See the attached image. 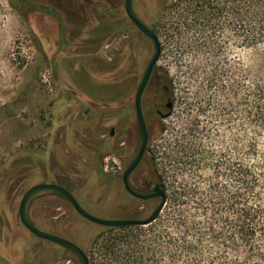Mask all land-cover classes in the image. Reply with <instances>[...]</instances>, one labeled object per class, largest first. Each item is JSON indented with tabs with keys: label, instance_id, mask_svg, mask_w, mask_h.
Wrapping results in <instances>:
<instances>
[{
	"label": "rangeland",
	"instance_id": "374dc122",
	"mask_svg": "<svg viewBox=\"0 0 264 264\" xmlns=\"http://www.w3.org/2000/svg\"><path fill=\"white\" fill-rule=\"evenodd\" d=\"M178 1H132L136 15L158 31L162 49L143 95L149 131L168 123L148 112H166L156 78L164 68L178 75L165 30L201 0ZM123 6L124 0H0V264H80L19 222L21 197L37 182L67 186L98 218L135 217L154 206L133 205L122 189V173L139 146L135 91L153 54ZM212 39L226 42L223 55L231 66L237 56L248 58L230 37ZM145 174L138 167L132 185L144 188ZM29 215L40 230L83 244L99 263V242L90 244L103 228L82 222L63 200L42 196Z\"/></svg>",
	"mask_w": 264,
	"mask_h": 264
},
{
	"label": "trees",
	"instance_id": "16d2710c",
	"mask_svg": "<svg viewBox=\"0 0 264 264\" xmlns=\"http://www.w3.org/2000/svg\"><path fill=\"white\" fill-rule=\"evenodd\" d=\"M165 34L178 75L164 68L155 85L172 109L157 117L166 125L148 130L138 167L166 204L147 226L103 228L90 249L99 242L98 264H264V0H201ZM229 37L248 55L232 66ZM124 193L140 208L157 203Z\"/></svg>",
	"mask_w": 264,
	"mask_h": 264
},
{
	"label": "water",
	"instance_id": "95a60500",
	"mask_svg": "<svg viewBox=\"0 0 264 264\" xmlns=\"http://www.w3.org/2000/svg\"><path fill=\"white\" fill-rule=\"evenodd\" d=\"M124 10L129 21L134 25L137 31L148 38L153 45V54L147 63V66L142 74V77L138 83V86L135 91L134 96V113L135 119L138 127L139 133V146L137 152L130 163L127 165L125 170L122 173V185L125 192L140 202H145L148 200L156 199L157 203L151 212L143 218L139 219H130V218H121V219H104L95 217L88 212H86L75 199V197L65 188L56 184L49 183H40L29 188L23 195L18 207V217L20 223L23 227L30 232L34 237L48 241L55 245H58L62 248H65L72 253H74L80 260L81 264H89V258L87 254L75 244L50 233L44 232L37 229L29 217V207L34 199L42 196H58L65 199L75 210V212L80 215L82 218L88 222L100 226L102 228H120V227H129V226H140L144 227L152 222H154L162 212L166 204V195L158 187L154 186L151 189L144 190L138 189L132 186L130 182V175L135 171L140 165L143 156L145 154L148 141H149V131L145 121V117L142 109V100L144 92L148 86V83L152 77L153 71L158 63L161 55V46L158 37L154 31L148 27L135 13L132 5V0H124ZM164 108L167 112L162 113L157 110L156 117L165 119L171 113L172 104L167 102L164 104ZM113 135L111 131L110 136Z\"/></svg>",
	"mask_w": 264,
	"mask_h": 264
},
{
	"label": "flooded vegetation",
	"instance_id": "af4514ba",
	"mask_svg": "<svg viewBox=\"0 0 264 264\" xmlns=\"http://www.w3.org/2000/svg\"><path fill=\"white\" fill-rule=\"evenodd\" d=\"M18 1V0H17ZM133 1V0H132ZM133 5V4H132ZM124 7V6H123ZM124 12H125V10H124ZM52 15L53 16H55V14H53L52 13ZM126 15V14H125ZM127 17V16H126ZM128 19V18H127ZM128 21H129V19H128ZM130 22V21H129ZM131 23V22H130ZM131 25L132 26H134L132 23H131ZM142 109H143V114H144V107H143V100H142ZM157 110L158 109H156L155 110V114L157 113ZM148 112L149 113H151L152 112V109L151 108H149V110H148ZM144 117H145V115H144ZM156 117V116H155ZM112 132H113V130H111ZM111 131H110V133H111ZM134 172V171H133ZM132 172V173H133ZM104 176H105V174H103ZM131 176V175H130ZM7 177V176H6ZM121 182H122V179H121ZM43 183H46V182H43ZM48 183V182H47ZM36 184H40V182H37ZM36 184H34V185H36ZM49 184H56V183H53V182H49ZM132 184V183H131ZM33 185V186H34ZM56 185H59V184H56ZM60 186V185H59ZM133 186V185H132ZM32 187V186H31ZM31 187H29V188H31ZM154 187V186H153ZM28 188V189H29ZM63 188H65V189H69L67 186H63ZM136 188V187H135ZM152 188V186H144V188H142V189H144V190H148V189H151ZM27 189V190H28ZM122 189L124 190V188H123V185H122ZM26 190V191H27ZM25 191V192H26ZM24 192V193H25ZM70 192V191H69ZM124 192H125V190H124ZM71 194H72V192H70ZM73 195V194H72ZM56 197H58V196H56ZM22 198V197H21ZM40 197H37L36 199H34L33 201H32V203L35 201V200H37V199H39ZM59 199H61V200H63L66 204H68L69 206H71L65 199H63V198H61V197H58ZM31 203V204H32ZM30 204V205H31ZM19 207V206H18ZM71 208L73 209V207L71 206ZM29 209H30V207H29ZM74 210V209H73ZM74 212H75V210H74ZM28 213H29V211H28ZM76 213V212H75ZM77 214V213H76ZM78 215V214H77ZM79 216V219L82 221V222H84L85 224H86V222L87 223H90V222H88L87 220H85L84 218H82L80 215H78ZM29 217H30V215H29ZM18 219H19V217H18ZM30 220L32 221V223L34 224V226L37 228V229H39L40 230V228L37 226V224H36V222L34 221V219H32L31 217H30ZM20 222V221H19ZM22 225V224H21ZM87 225H89V224H87ZM23 226V225H22ZM77 230H80L79 228H77ZM43 231V230H42ZM29 232V231H28ZM45 232V231H44ZM30 233V232H29ZM48 233V232H47ZM50 234H53V235H56V236H59L60 234H54V233H50ZM33 236V235H32ZM62 236H64V235H62ZM60 237V236H59ZM67 237V236H66ZM33 238L34 239H36V240H38L39 242L40 241H42V242H44L45 244H47V245H50V246H52V247H56V248H59V249H62V250H64V251H66L68 254H70L71 256H73V258H75V259H77L78 261H79V263L81 264V262H80V260H79V258L74 254V253H72L71 251H69V250H67V249H65V248H62V247H60V246H58V245H55V244H53V243H50V242H48V241H45V240H41V239H38V238H36V237H34L33 236ZM62 238V237H61ZM69 238H71V237H69ZM64 239V238H63ZM66 240V239H65ZM68 241V240H67ZM92 241V240H91ZM70 242V241H69ZM72 243V242H71ZM74 244V243H73ZM76 246H78V245H76ZM78 247H80V246H78ZM86 254H87V256H88V253L86 252V250L84 249V247H83V244H82V247H80ZM40 260V259H39Z\"/></svg>",
	"mask_w": 264,
	"mask_h": 264
}]
</instances>
